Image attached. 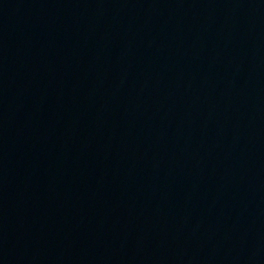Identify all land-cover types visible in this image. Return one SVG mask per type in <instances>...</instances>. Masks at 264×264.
Wrapping results in <instances>:
<instances>
[{
  "label": "water",
  "instance_id": "water-1",
  "mask_svg": "<svg viewBox=\"0 0 264 264\" xmlns=\"http://www.w3.org/2000/svg\"><path fill=\"white\" fill-rule=\"evenodd\" d=\"M0 264H264V0H0Z\"/></svg>",
  "mask_w": 264,
  "mask_h": 264
}]
</instances>
